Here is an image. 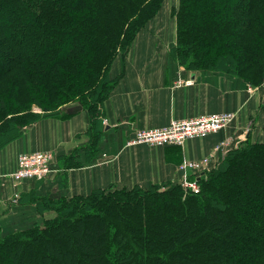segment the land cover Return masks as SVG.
Here are the masks:
<instances>
[{"label":"trees","instance_id":"16d2710c","mask_svg":"<svg viewBox=\"0 0 264 264\" xmlns=\"http://www.w3.org/2000/svg\"><path fill=\"white\" fill-rule=\"evenodd\" d=\"M164 1L0 0V75L20 69L24 87L36 83L33 103L46 111L15 132L12 111L0 100V121L13 132L8 138L0 132V150L77 100L96 120L116 83L109 76L116 57L129 52ZM232 4L179 0L173 9L171 54L188 70L242 77L255 58L261 69L257 0H243V11ZM41 88L48 89L46 100ZM223 161L201 178L197 194L153 185L59 200L53 220L0 235V264H264V143L233 150Z\"/></svg>","mask_w":264,"mask_h":264},{"label":"crops","instance_id":"0c3cea01","mask_svg":"<svg viewBox=\"0 0 264 264\" xmlns=\"http://www.w3.org/2000/svg\"><path fill=\"white\" fill-rule=\"evenodd\" d=\"M178 6L179 0H166L128 54L116 57L110 70L116 83L96 120L80 107L68 112L69 117H45L0 150L3 229L17 231L48 219L40 209L46 198L70 200L98 189L177 185L184 162L220 157L251 137L264 143V89L249 91L229 73L188 70L171 54L177 44L173 9ZM223 113L235 114L225 129L183 146H126L137 130ZM36 153L51 156L53 173L15 182L19 157Z\"/></svg>","mask_w":264,"mask_h":264},{"label":"rangeland","instance_id":"374dc122","mask_svg":"<svg viewBox=\"0 0 264 264\" xmlns=\"http://www.w3.org/2000/svg\"><path fill=\"white\" fill-rule=\"evenodd\" d=\"M167 1H171V0H167ZM165 2H166V0L164 1V3ZM164 3H163V5H164ZM242 4H243V0H233L232 5L236 10H242L243 11L246 9V7H244V5H242ZM239 6H241V7H239ZM256 10L257 11H256V18L255 19H257L259 21L258 25L264 26V0H257V9ZM7 11H8V9H7ZM260 32H262V29ZM258 53H259V51H258ZM6 57H8L10 60L14 61L12 56L9 57V54L6 55ZM1 58H0V61H1ZM4 59H6V58H4ZM253 61H255L254 64L245 65V66H247V68L250 69L249 73L244 72V75H243L244 77L243 76L240 77L239 75H235V76L241 78L247 84L248 89L254 88V89L261 90V89H264V63L260 69L259 68L260 67V58H259V61L256 58L253 59ZM235 62H237V61H235ZM240 65L243 66L242 63H240ZM232 67L235 68L236 66H232ZM259 69H260V73L258 71ZM19 71H21V70L19 69ZM31 71H32V69L30 70V72ZM18 72L13 71V72L7 73L4 76H2L3 74L0 75V79L3 77V79L7 80V81H5V83H7V85H4V83L2 81L0 82V100H1V102L3 101L5 104H7L12 111L11 115L8 118H12L14 120V123L12 125L14 127L13 129L15 132H18L17 130L21 131L22 129H24L25 125L28 124L34 117H36V116L39 117V116H42L46 113V111H44L40 106L34 104L32 101L33 99L31 98V94H32V96H34L35 91L32 93L31 89H32V86H34L33 84L36 85V83H32V85L30 86L31 88L30 87H24L25 81H22L20 79V77H19L20 75ZM17 77H19V79ZM110 78H111V76H110ZM112 80H115V79H112ZM41 86L39 85V87H41ZM45 93H48V89L41 88L40 95L42 94L41 96L44 98V100H46V98L44 97ZM70 104H73V106L68 107V108H64V107L63 108L62 107L57 108V109H55V111L62 112L61 115H63V114H68V112H71V111L75 112L78 110L79 107L83 108V107L87 106L86 103L81 102V100H77V101L70 103ZM223 114L224 115H231V116L235 117V114H233V113H223ZM180 120H182V119H180ZM175 121L176 120L172 121L169 125H171ZM6 122H7L6 119H4V118L1 119V121H0V132H1V134L6 135L5 138H8L13 132L11 131L12 129L11 130L7 129ZM169 125H167V126H169ZM213 134H215V133H213ZM134 137L126 142L127 147H130V146H128V143L130 141H132L134 139ZM205 137H207V136H205ZM256 143L258 144L259 142L255 139V137H251V139L245 140L244 142L238 141L236 143V147L230 149L229 152H231L233 150L240 151V150L245 149L248 145L256 144ZM132 146H138V145H132ZM148 146H150V145H148ZM181 146H183V145H181ZM164 147H167V146H164ZM229 152H227V151H226V153L224 152V154L221 155L220 157H216L217 159L208 157V158H204L203 160H201V161H203L202 163H205L206 160L208 159L210 161V163L208 162V165L206 166V169H208V171L205 170L206 171L205 174H202L198 177H197L198 169L194 170L192 168H189V169L187 168L188 169L187 172L184 173V171H182L183 175H182L181 182H180V184H177V185H180L186 192H188L189 190L185 189L187 186H189V187L193 186L195 184L194 183L195 181H197L199 184V181L201 180V178L204 175L207 176L209 174V172H212L215 169L219 170L220 167L223 165L222 163H224L223 160L229 154ZM201 161H199V162H201ZM188 162L192 163V164H199L198 162H193V161H188ZM184 163H186V162H184ZM184 163H182V164H184ZM202 163H200L196 167H201ZM180 166H179V169H180ZM183 176H187L188 182L184 181ZM170 186H173V185H163L161 188H162V190H166V188H168ZM199 187H200V184H199ZM114 189H118V188H110L108 190H114ZM143 189L147 190V189H150V187L149 188H143ZM128 190H131V189H128ZM200 191H201V187H200ZM56 203H58V201H53L50 198H46L45 200H43L41 202V206H40L41 212H42V214L46 213L48 216L47 217L48 219L44 220L41 223H36V225H38V224L43 225L45 221L53 220L56 217V211L54 210L55 209L54 204H56ZM33 226H35V225H31L29 228H23V229H20L17 231H12V229H10V230L3 229V224L0 223V235H1V237H7L9 235L18 233L20 231L28 230V229L32 228Z\"/></svg>","mask_w":264,"mask_h":264},{"label":"built area","instance_id":"2783aa9c","mask_svg":"<svg viewBox=\"0 0 264 264\" xmlns=\"http://www.w3.org/2000/svg\"><path fill=\"white\" fill-rule=\"evenodd\" d=\"M188 84H192L189 82ZM252 91V88H249ZM233 116L224 114H210L196 116L188 119L176 120L169 126L152 130H138L135 137L128 143L132 145H150V146H181L188 140L202 138L213 133H217L224 129L232 120ZM51 156L45 153L22 154L18 160L17 170L12 174V179L21 183L27 180H42L53 173L51 167ZM198 162L199 164L202 163ZM210 161L207 159L199 164L186 162L180 166L181 171L187 172L189 168L198 169L197 177L205 174L208 169L206 166ZM188 168V169H187ZM206 170V171H205ZM187 181V176H183ZM196 178V177H195ZM186 179V180H185ZM191 187L185 189L193 193H199L200 187L197 181ZM18 199H15L17 202Z\"/></svg>","mask_w":264,"mask_h":264}]
</instances>
